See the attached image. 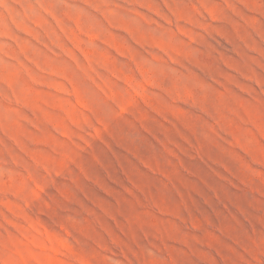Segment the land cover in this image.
I'll return each instance as SVG.
<instances>
[{
    "label": "rangeland",
    "instance_id": "374dc122",
    "mask_svg": "<svg viewBox=\"0 0 264 264\" xmlns=\"http://www.w3.org/2000/svg\"><path fill=\"white\" fill-rule=\"evenodd\" d=\"M0 264H264V0H0Z\"/></svg>",
    "mask_w": 264,
    "mask_h": 264
}]
</instances>
